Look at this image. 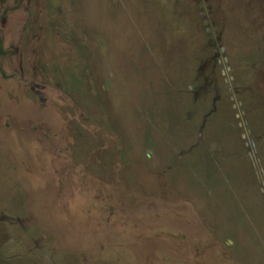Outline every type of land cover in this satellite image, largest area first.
I'll return each mask as SVG.
<instances>
[{
  "label": "rangeland",
  "instance_id": "obj_1",
  "mask_svg": "<svg viewBox=\"0 0 264 264\" xmlns=\"http://www.w3.org/2000/svg\"><path fill=\"white\" fill-rule=\"evenodd\" d=\"M0 264H264V0H0Z\"/></svg>",
  "mask_w": 264,
  "mask_h": 264
},
{
  "label": "flooded vegetation",
  "instance_id": "obj_2",
  "mask_svg": "<svg viewBox=\"0 0 264 264\" xmlns=\"http://www.w3.org/2000/svg\"><path fill=\"white\" fill-rule=\"evenodd\" d=\"M0 37H1V35H0ZM1 40H2V38H1ZM1 49H2V43H1V45H0V51H1Z\"/></svg>",
  "mask_w": 264,
  "mask_h": 264
},
{
  "label": "trees",
  "instance_id": "obj_3",
  "mask_svg": "<svg viewBox=\"0 0 264 264\" xmlns=\"http://www.w3.org/2000/svg\"><path fill=\"white\" fill-rule=\"evenodd\" d=\"M1 43H2V40H1V37H0V45H1Z\"/></svg>",
  "mask_w": 264,
  "mask_h": 264
}]
</instances>
